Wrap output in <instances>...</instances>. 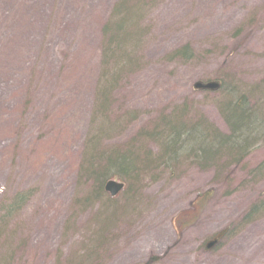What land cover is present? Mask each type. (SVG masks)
I'll list each match as a JSON object with an SVG mask.
<instances>
[{
    "label": "rangeland",
    "instance_id": "rangeland-1",
    "mask_svg": "<svg viewBox=\"0 0 264 264\" xmlns=\"http://www.w3.org/2000/svg\"><path fill=\"white\" fill-rule=\"evenodd\" d=\"M120 1L0 0V264H264V130L238 163L110 178L114 198L89 202L83 173L100 150L157 155L162 117L227 134L235 96L264 127V0H131L118 53Z\"/></svg>",
    "mask_w": 264,
    "mask_h": 264
},
{
    "label": "trees",
    "instance_id": "trees-1",
    "mask_svg": "<svg viewBox=\"0 0 264 264\" xmlns=\"http://www.w3.org/2000/svg\"><path fill=\"white\" fill-rule=\"evenodd\" d=\"M131 0H122L120 5L115 7L114 22L109 24L102 34L105 35V47L110 46V38L106 39V31L113 29L116 33L117 51L121 47L131 46L129 42L137 38L130 36L128 26L134 27L132 21L135 19V13L138 12L134 6L128 7ZM110 41V42H109ZM184 48L180 53L181 57L189 54ZM122 61H128L127 55L123 53ZM104 94V93H102ZM235 93L232 95V97ZM244 96H235L232 101H228L221 106L224 123L227 127V134L221 133L218 129L210 128L207 123L204 125L193 122L185 123L181 118L168 119L162 117L160 123H164L159 133H147V137L153 142L158 143V153L153 155L147 149L144 157L140 158L135 155L134 151L126 150L122 153L119 151H102L97 152L89 160L84 168L86 179L91 183L89 202L98 200L102 196L104 183L110 178H118L128 185L131 184L139 175L143 176L146 169L165 163H177L180 160H210L218 161L223 154L233 162H241L245 159L248 151L256 144L258 136L264 130L263 124L260 123L254 108H251ZM249 105V106H248ZM184 118V116H183ZM258 137V138H257ZM133 152V153H131ZM225 152V153H222ZM141 156V155H140ZM25 197L17 196L15 201H21ZM18 202V203H19ZM18 203L13 207L15 208ZM260 206H253L246 218L258 213ZM245 218V219H246Z\"/></svg>",
    "mask_w": 264,
    "mask_h": 264
},
{
    "label": "water",
    "instance_id": "water-1",
    "mask_svg": "<svg viewBox=\"0 0 264 264\" xmlns=\"http://www.w3.org/2000/svg\"><path fill=\"white\" fill-rule=\"evenodd\" d=\"M218 87L219 85L213 82L206 83V84L195 83L193 85L194 90H200V91H215L218 89ZM123 187L124 186L122 183L118 181H114V180H109L108 182L105 183L103 190L111 198H114L123 190ZM220 237H221V234L217 235L212 241L207 243L206 249L210 250L211 248H213L216 245L218 239H220Z\"/></svg>",
    "mask_w": 264,
    "mask_h": 264
},
{
    "label": "bare ground",
    "instance_id": "bare-ground-1",
    "mask_svg": "<svg viewBox=\"0 0 264 264\" xmlns=\"http://www.w3.org/2000/svg\"><path fill=\"white\" fill-rule=\"evenodd\" d=\"M108 181H109V180H107L106 182H108ZM106 182H105V183H106ZM105 183H104V185H105Z\"/></svg>",
    "mask_w": 264,
    "mask_h": 264
}]
</instances>
